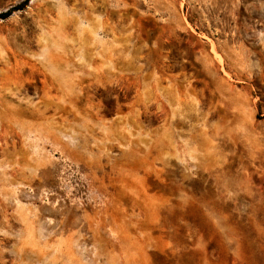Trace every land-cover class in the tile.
<instances>
[{
    "label": "rangeland",
    "instance_id": "rangeland-1",
    "mask_svg": "<svg viewBox=\"0 0 264 264\" xmlns=\"http://www.w3.org/2000/svg\"><path fill=\"white\" fill-rule=\"evenodd\" d=\"M25 1L0 264H264V0Z\"/></svg>",
    "mask_w": 264,
    "mask_h": 264
},
{
    "label": "trees",
    "instance_id": "trees-1",
    "mask_svg": "<svg viewBox=\"0 0 264 264\" xmlns=\"http://www.w3.org/2000/svg\"><path fill=\"white\" fill-rule=\"evenodd\" d=\"M25 3H27V0L25 1ZM17 9H20V8H17ZM12 13H11V10H9L5 15H3L4 17H8L10 16Z\"/></svg>",
    "mask_w": 264,
    "mask_h": 264
}]
</instances>
